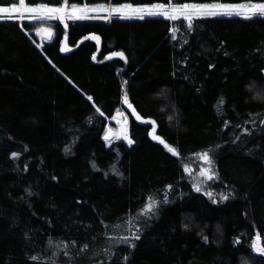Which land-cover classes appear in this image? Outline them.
<instances>
[{
    "label": "trees",
    "instance_id": "obj_1",
    "mask_svg": "<svg viewBox=\"0 0 264 264\" xmlns=\"http://www.w3.org/2000/svg\"><path fill=\"white\" fill-rule=\"evenodd\" d=\"M36 26L0 20V264H264V16Z\"/></svg>",
    "mask_w": 264,
    "mask_h": 264
},
{
    "label": "rangeland",
    "instance_id": "obj_2",
    "mask_svg": "<svg viewBox=\"0 0 264 264\" xmlns=\"http://www.w3.org/2000/svg\"><path fill=\"white\" fill-rule=\"evenodd\" d=\"M264 3L243 2V3H185L180 5L174 4H162L154 3L149 5H132L121 4L113 5L109 4H96V5H68L63 4L61 6H49V5H27L25 0L13 5L7 6V12L0 13V20L17 21L20 24L29 23L36 24L34 30L38 39L37 45L42 47L43 43L47 41L46 34L54 35L53 24L62 22L67 24L68 22L78 21H104L109 23L115 16H119L122 19L134 20L144 19L146 17H162L168 20H192L202 17H240V18H252L256 15L249 11V6L258 5ZM183 5H189L188 8H184ZM208 5L216 7L202 8L199 6ZM196 6V7H192ZM2 7V6H0ZM49 9H58V11H49ZM149 13H161L160 15H149ZM216 13V14H212ZM175 16L176 19L170 17ZM143 17V18H141ZM263 17V16H262ZM113 126L110 125L106 131L105 137L107 141L122 140L121 133L125 131L128 134L126 116L120 112L116 113L115 117L111 119ZM109 135L112 136L108 139ZM124 140V141H123ZM127 145L132 144L129 140L123 139ZM187 175L192 182L195 189L209 193L212 189V183L217 180L214 167L210 162L209 157L204 158V154H200L194 157L191 161V166L186 168ZM211 177V179L209 178ZM211 189V190H210Z\"/></svg>",
    "mask_w": 264,
    "mask_h": 264
},
{
    "label": "snow or ice",
    "instance_id": "obj_3",
    "mask_svg": "<svg viewBox=\"0 0 264 264\" xmlns=\"http://www.w3.org/2000/svg\"><path fill=\"white\" fill-rule=\"evenodd\" d=\"M18 2H23V0H18ZM13 7H15V5H13ZM183 7L184 8H188L189 5H183ZM192 7H196V6H192ZM199 7L208 8V7H216V6L215 5H213V6L202 5V6H199ZM248 10L253 12L256 16H264V4L251 5V6H249ZM7 11H8V8L0 7V13L7 12ZM49 11H58V9H49ZM160 14L161 13H149V15H160ZM212 14H216V13H212ZM141 18H143V17H141ZM170 18L171 19H176L177 17L172 16ZM221 103H223V102L221 101ZM170 151H175V150L174 149H170ZM204 158L207 159V154L206 153L204 154ZM209 178L211 179V177H209ZM147 207H148V210H151L152 204H149ZM84 247L86 248L87 245H85ZM257 251L264 252V249L258 248ZM33 259H36V258H33Z\"/></svg>",
    "mask_w": 264,
    "mask_h": 264
},
{
    "label": "water",
    "instance_id": "obj_4",
    "mask_svg": "<svg viewBox=\"0 0 264 264\" xmlns=\"http://www.w3.org/2000/svg\"><path fill=\"white\" fill-rule=\"evenodd\" d=\"M45 38H46L47 40H50V39L52 38V36H51V34H46V35H45ZM109 58L111 59L112 56H109ZM127 108H130V106H127ZM111 138H112V136L109 135L108 139H111ZM120 141H121V140H120Z\"/></svg>",
    "mask_w": 264,
    "mask_h": 264
},
{
    "label": "bare ground",
    "instance_id": "obj_5",
    "mask_svg": "<svg viewBox=\"0 0 264 264\" xmlns=\"http://www.w3.org/2000/svg\"><path fill=\"white\" fill-rule=\"evenodd\" d=\"M121 138H122V140L125 139V140H129L131 142V140L127 137V134L125 133V131L121 133Z\"/></svg>",
    "mask_w": 264,
    "mask_h": 264
},
{
    "label": "built area",
    "instance_id": "obj_6",
    "mask_svg": "<svg viewBox=\"0 0 264 264\" xmlns=\"http://www.w3.org/2000/svg\"><path fill=\"white\" fill-rule=\"evenodd\" d=\"M127 137H128V134H127Z\"/></svg>",
    "mask_w": 264,
    "mask_h": 264
}]
</instances>
